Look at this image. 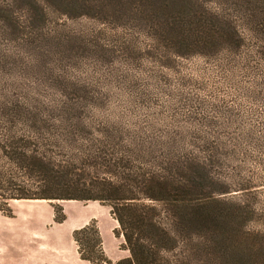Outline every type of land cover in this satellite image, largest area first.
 <instances>
[{
    "label": "trees",
    "instance_id": "obj_1",
    "mask_svg": "<svg viewBox=\"0 0 264 264\" xmlns=\"http://www.w3.org/2000/svg\"><path fill=\"white\" fill-rule=\"evenodd\" d=\"M43 2L58 3L69 16L141 28L164 53L214 57L227 51L264 88V12L247 8L245 0L217 7L207 0ZM28 9L30 19L46 10L36 3ZM234 9L242 11L238 18L228 12ZM251 119L243 130L237 127L247 145L264 154V116ZM206 137L198 128L170 133L113 119L76 100L42 109L2 103L0 211L12 214L10 199L97 201L109 207L113 234L126 255L107 257L91 219L72 230L79 257L88 264H219L234 249L251 209L244 195L264 181L244 180L240 170L233 177L221 171L228 153ZM59 209L54 207L57 222L65 218Z\"/></svg>",
    "mask_w": 264,
    "mask_h": 264
},
{
    "label": "rangeland",
    "instance_id": "obj_2",
    "mask_svg": "<svg viewBox=\"0 0 264 264\" xmlns=\"http://www.w3.org/2000/svg\"><path fill=\"white\" fill-rule=\"evenodd\" d=\"M207 1L217 7L237 0ZM29 2L44 7L43 16L30 19ZM243 5L264 12V0H245ZM62 8L43 0H0V105L13 101L54 108L68 99L113 119L137 120L170 133L198 128L228 153L221 171L233 177L240 170L244 180L264 181V154L247 145L242 132L246 120L264 116V88L255 86L239 57L227 51L214 57L164 53L141 28L84 14L69 16ZM228 12L238 18L242 11ZM253 189L240 194L251 209L239 226L234 249L219 264H264V185ZM42 203L53 215L54 207L60 208L65 218L58 227L41 205H22L17 211L42 216L44 232L53 235L51 245L44 244V256L58 254L60 264H83L69 242L71 225L91 213L103 238L113 222L109 207L90 201ZM46 222L55 229L46 231ZM113 240L106 239L109 254L119 252Z\"/></svg>",
    "mask_w": 264,
    "mask_h": 264
},
{
    "label": "crops",
    "instance_id": "obj_3",
    "mask_svg": "<svg viewBox=\"0 0 264 264\" xmlns=\"http://www.w3.org/2000/svg\"><path fill=\"white\" fill-rule=\"evenodd\" d=\"M27 201V202H25ZM45 200L41 199H15L12 202H9V206L11 207L12 214L6 215L2 211H0V264H60L58 254L55 257H45L44 256V244L51 245L52 236L43 230V222L42 216L38 217L37 214L33 213L32 211H24L23 213H19L17 211L18 207L22 205H41L45 210L48 212V216L53 219V212L42 203ZM63 201H78V200H63ZM90 202H97V201H90ZM94 215L90 213V215L84 217V219H79L75 221L71 226L69 233L70 238L69 242L72 243L74 250L76 251L77 258L83 262V264H88L87 261L81 259L79 257V253L76 248V244L72 238V230L74 228H78L84 224H86L90 219L94 218ZM111 217V215H110ZM112 219V225L105 229L102 238V246L104 249L105 254L108 258L112 261L117 260L120 257H123L125 254H120L122 251L123 253L126 250L118 248L119 239L113 235L111 232L116 224L115 220ZM47 221L49 219H46ZM59 222L56 223L58 227ZM49 222H46V231L54 230L55 228L48 229ZM97 226L99 228V223L97 222ZM58 231V230H57ZM112 233V235H111ZM59 239V235L56 232L55 237ZM106 239L114 241L116 239V243L114 244L118 253H111L107 252L105 247ZM53 248V247H52ZM58 250V249H57ZM59 252V251H58ZM59 259V260H58Z\"/></svg>",
    "mask_w": 264,
    "mask_h": 264
}]
</instances>
